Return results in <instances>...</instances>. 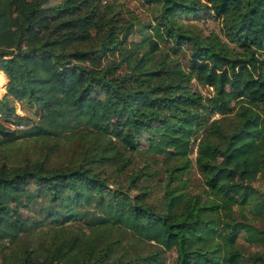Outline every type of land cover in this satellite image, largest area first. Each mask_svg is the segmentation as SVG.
I'll use <instances>...</instances> for the list:
<instances>
[{"label": "trees", "instance_id": "1", "mask_svg": "<svg viewBox=\"0 0 264 264\" xmlns=\"http://www.w3.org/2000/svg\"><path fill=\"white\" fill-rule=\"evenodd\" d=\"M140 1L147 20L122 0H0V146L76 135L82 152L0 163L1 264H264V0ZM16 104L40 106L31 127ZM140 138L148 161L109 181Z\"/></svg>", "mask_w": 264, "mask_h": 264}, {"label": "rangeland", "instance_id": "2", "mask_svg": "<svg viewBox=\"0 0 264 264\" xmlns=\"http://www.w3.org/2000/svg\"><path fill=\"white\" fill-rule=\"evenodd\" d=\"M123 4L127 9L137 15L142 20L149 19V11L147 5L142 3L140 0H122ZM199 28L203 30L204 33L208 34L210 32L220 33V24L217 20L208 19V20H200L196 21ZM130 38L138 39V35H134ZM187 50H185L184 54H181V59L184 64L187 63ZM7 79L1 81L0 84V97L5 93V85ZM195 89H198L204 95H209L211 92L210 88L202 87L198 85L196 82L193 84ZM17 106V113L22 117H27L30 121L20 122L19 125L12 124L13 128L18 129H26L31 127L32 123L34 124L38 119V111L40 109L39 105L32 106L31 108L20 107L19 104ZM216 117V115H214ZM80 140L77 139L76 135H64L58 138H28V139H19L12 142L10 145L0 146V163L5 162L9 165L15 166H23L26 164H31L36 161H41L44 159V163L48 168H53L57 166H62L65 164L78 162L77 160L82 157L81 149L79 148ZM147 146V142L145 138H140L139 152L133 156L132 164L128 166L124 171L118 172L115 175V168L108 166L102 167V171L104 170L106 175L109 176V181L114 183L123 184L124 176L126 172L133 171L142 167L147 161V156L144 149ZM192 153L190 154L192 160L195 159L196 155V144L192 145ZM191 190L198 189L199 184L201 183V177L197 173L196 169H192L191 172ZM112 183V182H111ZM150 182H144V184H148ZM143 184V185H144ZM256 187L261 190H264V177L259 178L257 182L254 183ZM156 186V185H155ZM157 186L154 189L153 195L156 197H160L162 192ZM34 188V187H33ZM259 225L258 222H256ZM239 243L242 246L245 254L254 252L259 250V247H255L253 245H248L243 242L242 239H239ZM167 263H172L175 259V252L169 251L165 254L164 257ZM1 264V257H0Z\"/></svg>", "mask_w": 264, "mask_h": 264}]
</instances>
